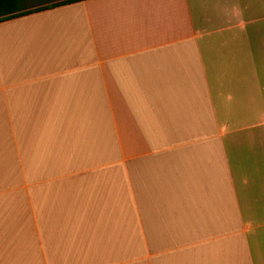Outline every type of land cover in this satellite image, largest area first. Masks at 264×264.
Returning a JSON list of instances; mask_svg holds the SVG:
<instances>
[{
  "label": "crops",
  "instance_id": "1",
  "mask_svg": "<svg viewBox=\"0 0 264 264\" xmlns=\"http://www.w3.org/2000/svg\"><path fill=\"white\" fill-rule=\"evenodd\" d=\"M0 264H264V0L0 21Z\"/></svg>",
  "mask_w": 264,
  "mask_h": 264
},
{
  "label": "trees",
  "instance_id": "2",
  "mask_svg": "<svg viewBox=\"0 0 264 264\" xmlns=\"http://www.w3.org/2000/svg\"><path fill=\"white\" fill-rule=\"evenodd\" d=\"M75 1L79 0H50L42 3H35L34 0H0V21Z\"/></svg>",
  "mask_w": 264,
  "mask_h": 264
},
{
  "label": "rangeland",
  "instance_id": "3",
  "mask_svg": "<svg viewBox=\"0 0 264 264\" xmlns=\"http://www.w3.org/2000/svg\"><path fill=\"white\" fill-rule=\"evenodd\" d=\"M45 1H50V0H34L35 3H42V2H45ZM31 7H32V4H31Z\"/></svg>",
  "mask_w": 264,
  "mask_h": 264
}]
</instances>
